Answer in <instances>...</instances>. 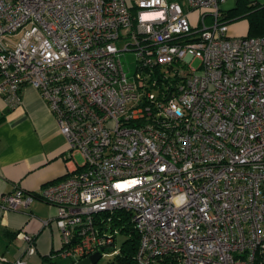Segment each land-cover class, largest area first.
I'll return each mask as SVG.
<instances>
[{
	"label": "built area",
	"instance_id": "1",
	"mask_svg": "<svg viewBox=\"0 0 264 264\" xmlns=\"http://www.w3.org/2000/svg\"><path fill=\"white\" fill-rule=\"evenodd\" d=\"M223 1L0 0V94L14 106L37 89L73 164L0 207L55 206L59 255L74 262L114 244L118 210L138 233L137 264L264 256V36L229 35ZM17 236L25 248L7 264L34 253L35 236Z\"/></svg>",
	"mask_w": 264,
	"mask_h": 264
},
{
	"label": "crops",
	"instance_id": "2",
	"mask_svg": "<svg viewBox=\"0 0 264 264\" xmlns=\"http://www.w3.org/2000/svg\"><path fill=\"white\" fill-rule=\"evenodd\" d=\"M244 32L240 27H228L229 35H245ZM20 98L19 103L9 106L0 94V194L16 187L37 192L43 185L64 178L68 168L73 167L65 157L68 142L46 100L30 85L23 86ZM56 213L55 206L39 198L16 210L0 207V264L22 254L25 245L17 236L20 231L35 236L34 253L26 256L27 264L59 262L55 258L59 257L62 238L53 222Z\"/></svg>",
	"mask_w": 264,
	"mask_h": 264
},
{
	"label": "trees",
	"instance_id": "3",
	"mask_svg": "<svg viewBox=\"0 0 264 264\" xmlns=\"http://www.w3.org/2000/svg\"><path fill=\"white\" fill-rule=\"evenodd\" d=\"M230 20L245 18L247 20V35L264 36V3H254L248 0H237L235 6L225 15ZM105 213H100L97 218L104 217ZM110 225L118 227L119 231L126 235L121 245L113 255L111 264H137L136 251L138 246V233L129 221L127 212L115 211L111 214ZM60 256V255H59ZM56 264H74V261L57 262ZM255 264H264V256L256 258Z\"/></svg>",
	"mask_w": 264,
	"mask_h": 264
},
{
	"label": "rangeland",
	"instance_id": "4",
	"mask_svg": "<svg viewBox=\"0 0 264 264\" xmlns=\"http://www.w3.org/2000/svg\"><path fill=\"white\" fill-rule=\"evenodd\" d=\"M232 2H235V0H228L227 2H225L223 4V7H221V5H222V3H221L220 7H221V10H222V13L224 14V16L227 15V13H229L230 9H227V7L229 5H232ZM203 10L204 9H194V10H191L188 12V17H189L190 23L192 25H197V23L199 21L200 13ZM227 25L230 28H232V26L240 27L243 32L245 31L244 33H246L247 28H248V26H246L243 18H236V19L230 20L227 23ZM229 34H231V33H229ZM240 35H242V34L232 35V36H240ZM120 58H121V62H122L124 71L128 75H132L134 72V69H135L133 52L132 51L125 52L121 55ZM77 159L81 160L79 155H77ZM125 238H126V235L124 233H122L120 231L118 233H116L114 244L111 247L106 249V252H104L102 254L100 259L95 264H111V261L113 259V255H114L113 249H118ZM55 260H57L59 262L71 261L70 258H61L60 256L56 257Z\"/></svg>",
	"mask_w": 264,
	"mask_h": 264
},
{
	"label": "water",
	"instance_id": "5",
	"mask_svg": "<svg viewBox=\"0 0 264 264\" xmlns=\"http://www.w3.org/2000/svg\"><path fill=\"white\" fill-rule=\"evenodd\" d=\"M113 245V243L111 244H106V245H102L99 250L91 253L90 255H88L87 257H84L82 259H79L77 261L74 262V264H95L97 263V261L100 259V257L102 256V251H104L106 248H109Z\"/></svg>",
	"mask_w": 264,
	"mask_h": 264
}]
</instances>
